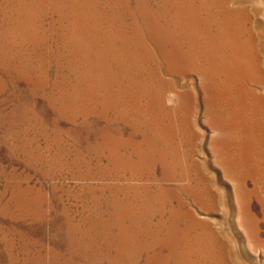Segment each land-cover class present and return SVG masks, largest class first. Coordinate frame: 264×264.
I'll list each match as a JSON object with an SVG mask.
<instances>
[{"label":"rangeland","instance_id":"374dc122","mask_svg":"<svg viewBox=\"0 0 264 264\" xmlns=\"http://www.w3.org/2000/svg\"><path fill=\"white\" fill-rule=\"evenodd\" d=\"M0 264H264V0H0Z\"/></svg>","mask_w":264,"mask_h":264}]
</instances>
